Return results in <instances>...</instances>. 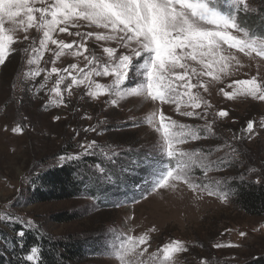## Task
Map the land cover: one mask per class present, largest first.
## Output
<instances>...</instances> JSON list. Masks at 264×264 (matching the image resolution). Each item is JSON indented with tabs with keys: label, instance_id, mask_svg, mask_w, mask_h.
<instances>
[{
	"label": "rangeland",
	"instance_id": "rangeland-1",
	"mask_svg": "<svg viewBox=\"0 0 264 264\" xmlns=\"http://www.w3.org/2000/svg\"><path fill=\"white\" fill-rule=\"evenodd\" d=\"M30 2L47 7L54 0ZM207 2L235 18L239 29L230 30L231 35L264 41V0H244L247 11L234 9L231 0ZM79 23L56 27L53 38L73 45L57 56V45L41 47L43 30L25 32L22 24L5 22L13 43L0 65V243L8 249L12 238L21 240L26 231L54 241L86 239L94 247L85 248L83 264H249L264 258V216L243 209L233 186H264V100L245 95L237 83L255 79L264 86V57L222 44L223 61L184 59L186 67H176L169 77L180 95L161 104L126 91L127 84L142 82L151 61L145 53L133 61L131 78L119 94L102 91L93 97L88 93L95 83L111 89L114 76L93 74L92 88L87 80L73 83L72 76L83 80L85 72L97 68L96 60L100 67L110 63L104 48L117 49V56L127 49L118 38L97 41L93 36L87 39L88 51L81 48L76 54L84 34L107 31ZM76 32L81 36L70 34ZM53 67L60 71L52 73ZM184 73V80L176 78ZM60 76L57 96L53 89ZM185 83L197 86L186 89ZM189 95L197 97L199 107L191 106ZM161 114L163 123L175 122L170 131L182 125L197 135L175 146L192 157L187 168L186 158H169L163 149L162 132L155 131ZM249 121L254 122L251 133L246 131ZM61 156L76 158L63 162ZM69 163L85 167L78 174L79 182L87 184L82 180L81 196L39 200V179ZM170 169L173 177L178 171L186 179L170 178L157 188ZM64 216L67 221L61 222ZM141 238L145 243H139ZM36 250L32 262L40 259Z\"/></svg>",
	"mask_w": 264,
	"mask_h": 264
},
{
	"label": "snow or ice",
	"instance_id": "snow-or-ice-1",
	"mask_svg": "<svg viewBox=\"0 0 264 264\" xmlns=\"http://www.w3.org/2000/svg\"><path fill=\"white\" fill-rule=\"evenodd\" d=\"M40 2L43 3V0ZM241 4H244L242 9L240 8ZM231 6L239 11L248 9L244 0H231ZM22 15L26 17V20L17 19ZM81 21L85 22L88 27L96 26L107 31L104 34L93 32L84 34L83 42L77 47L76 54H81V48L85 52L88 51L87 39L93 36L97 41L118 38L121 46L127 49L126 52L117 56V49L104 48L110 63H105L100 67V62L96 60L97 68L85 72L83 80H77L75 76H72L73 83H83L84 80H87L90 88L94 83L91 80L93 74L114 76L111 89H106L103 85L95 83L94 89L88 93L93 97L99 96L102 91L119 94L121 86L131 78L130 70L133 61L145 53L151 54L150 63L145 65L147 72L142 74L143 80L139 86L130 87L127 84L126 91L130 95L144 96L145 99L159 101L161 104L175 102L180 95L170 82L169 77L176 67H186L181 63L184 59L197 60L200 57L203 61V57H209L214 63L216 62L214 58L219 57V60L223 61L227 57L220 55L222 44H227L229 48L235 47L246 54L250 51L264 57V41L257 44L255 38L245 36L244 39H238L231 35L230 30L239 29L235 18L217 11L215 7L210 6L207 0H54V3L47 7H35L30 0H0V65L5 63L9 46L13 43V36L5 31V22L12 25L22 24L25 32L32 27L43 30L41 47L46 49L47 44L51 42L61 49V52L57 53L59 56L64 49H72L73 45L53 38L56 27L59 24H71L73 27H79ZM67 30L66 27L60 28V32ZM70 34L81 36L80 32ZM178 50L180 51L178 52ZM85 59L93 61L95 58L85 57ZM69 67L75 69L77 65ZM206 67L211 68V63L206 64ZM59 71L55 67L51 69L52 73ZM63 71L68 72V69ZM81 71L84 70L81 69ZM192 71L194 72L195 69ZM36 74L39 75V72ZM69 75L71 74L69 73ZM186 75L187 73H184L176 78L184 80ZM63 80L64 76H60L56 82V88L53 89L57 96L61 95L59 84ZM237 83L244 86L242 91L245 95L264 100V86L259 85L255 79ZM183 86L186 89H191L197 85L185 83ZM196 99L197 97L189 95L192 107H199V104L194 102ZM185 115L192 116L193 113L188 112ZM219 115L226 116L227 112L220 111ZM54 119H59V117H54ZM164 119L165 117L161 114L160 124L155 129L156 132H162L163 149L169 158H186L184 167L187 168L188 162L194 163L192 157L186 152L177 151L175 146L184 143L188 137L196 139L197 135L192 131H184L182 125L180 126L181 130L170 131L176 127L175 122L165 124L163 123ZM253 124V121L248 122L247 132H252ZM16 131L20 130L16 129ZM75 158V156L59 157L63 162ZM173 171L172 169L168 170L166 176L158 183L157 188L167 186L170 178L186 179L178 171L173 177ZM23 235V232L18 233L20 237ZM139 243H145L144 238H141ZM31 251L32 255L27 257L29 261L35 259L37 250L33 248ZM142 251H146V249ZM121 260H123V255H121Z\"/></svg>",
	"mask_w": 264,
	"mask_h": 264
},
{
	"label": "trees",
	"instance_id": "trees-1",
	"mask_svg": "<svg viewBox=\"0 0 264 264\" xmlns=\"http://www.w3.org/2000/svg\"><path fill=\"white\" fill-rule=\"evenodd\" d=\"M84 168V165L80 163H69L45 173L38 181L39 186L36 191V196L41 201L58 200L60 198L75 199L81 196L80 194L84 192V181L85 185L87 184L84 179H82L84 181L81 180L79 182L80 177L78 174ZM115 171L116 169H112L113 173ZM123 183H127V180H123ZM233 186L239 193L240 199L238 204L243 209L252 214L264 216V186L241 183L233 184ZM61 220V222L67 221L66 217ZM17 230L15 231L16 234H18ZM88 241L86 239L67 240L64 242L54 241L47 236L41 235L39 237V234L36 232L26 231L21 240L15 237L12 238V246L8 248L9 250L5 249L0 243V264H83L86 261V249H92L94 247V243H89ZM33 248H39L41 250L39 253L40 259L37 262H32L27 259V256L30 255ZM249 264H264V258L256 259Z\"/></svg>",
	"mask_w": 264,
	"mask_h": 264
}]
</instances>
